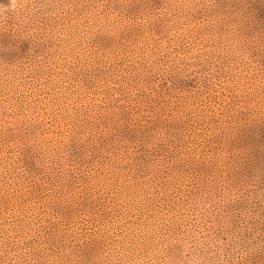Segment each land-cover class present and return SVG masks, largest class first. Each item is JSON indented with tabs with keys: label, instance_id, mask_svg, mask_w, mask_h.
Masks as SVG:
<instances>
[{
	"label": "rangeland",
	"instance_id": "374dc122",
	"mask_svg": "<svg viewBox=\"0 0 264 264\" xmlns=\"http://www.w3.org/2000/svg\"><path fill=\"white\" fill-rule=\"evenodd\" d=\"M0 264H264V0H0Z\"/></svg>",
	"mask_w": 264,
	"mask_h": 264
}]
</instances>
